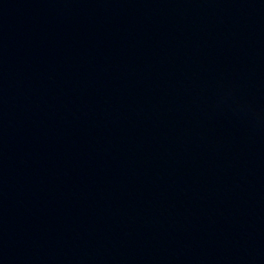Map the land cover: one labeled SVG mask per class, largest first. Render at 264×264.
Listing matches in <instances>:
<instances>
[{
	"label": "water",
	"instance_id": "water-1",
	"mask_svg": "<svg viewBox=\"0 0 264 264\" xmlns=\"http://www.w3.org/2000/svg\"><path fill=\"white\" fill-rule=\"evenodd\" d=\"M0 264H264V0H0Z\"/></svg>",
	"mask_w": 264,
	"mask_h": 264
}]
</instances>
